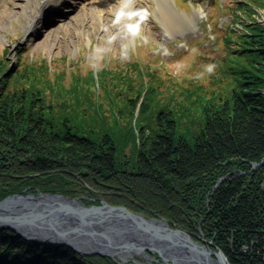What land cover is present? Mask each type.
<instances>
[{
  "label": "trees",
  "instance_id": "16d2710c",
  "mask_svg": "<svg viewBox=\"0 0 264 264\" xmlns=\"http://www.w3.org/2000/svg\"><path fill=\"white\" fill-rule=\"evenodd\" d=\"M245 6L248 17L254 7L264 8V0ZM243 27L226 31L215 87L191 83L185 93L170 95L159 90L157 76L136 64L116 85L102 65L98 77L93 70L81 75L23 65L25 48L20 67L13 69L5 49L0 201L25 191L97 206L100 196L110 205L164 219L219 249L229 264H264V25ZM107 95L112 123L133 145V163L104 128ZM159 97L169 100L160 104ZM87 102L102 130L96 121L95 127H79L77 113L68 112L85 115ZM122 111L129 119L125 124ZM0 264L123 263L35 244L0 227Z\"/></svg>",
  "mask_w": 264,
  "mask_h": 264
},
{
  "label": "rangeland",
  "instance_id": "374dc122",
  "mask_svg": "<svg viewBox=\"0 0 264 264\" xmlns=\"http://www.w3.org/2000/svg\"><path fill=\"white\" fill-rule=\"evenodd\" d=\"M24 1L0 0V56L5 49L8 50L6 58L11 68L20 67L19 53L25 48L23 65L27 62L36 69L48 67L54 72L76 71L81 75L93 70L96 76L102 65V68H109L114 76L110 80L117 85L121 78L118 76L136 64L140 70H150L157 76L156 84L161 85L159 90L167 95L185 93L184 89L192 84L215 87L217 82L212 81V77H220L217 73L226 55V31L243 32L244 23L264 25V8L254 7L248 17L243 14L249 0H162L161 6L157 5L158 0H129L133 10L126 15L116 4L118 0H67L56 14L48 16L47 25H35L30 30ZM215 60L216 65H212ZM159 98L160 104L169 100ZM112 102L108 95L104 98L107 106L104 128L113 136L117 146L123 148L121 153L125 158L133 163L136 158L131 153L134 149L131 140L125 138L127 132L121 133L112 123L109 111ZM83 110L85 115L80 113L82 111H68L77 113L79 127L89 129L95 127L96 122L100 125L101 120L91 112L94 109L88 102ZM121 120L122 124L129 121L124 111ZM102 126L103 123L98 129L102 130ZM125 158L120 157L121 161ZM128 170L135 169L130 166ZM99 199L110 205L103 197L99 196ZM136 214L166 222L158 216ZM185 233L194 242L206 245ZM146 255L147 258L114 259L123 264H171L158 255L149 252Z\"/></svg>",
  "mask_w": 264,
  "mask_h": 264
},
{
  "label": "water",
  "instance_id": "95a60500",
  "mask_svg": "<svg viewBox=\"0 0 264 264\" xmlns=\"http://www.w3.org/2000/svg\"><path fill=\"white\" fill-rule=\"evenodd\" d=\"M0 227L25 241L68 247L81 256L147 258L149 252L171 264H229L220 250L194 242L164 221L105 202L85 206L60 194L22 191L7 196L0 201Z\"/></svg>",
  "mask_w": 264,
  "mask_h": 264
},
{
  "label": "bare ground",
  "instance_id": "6f19581e",
  "mask_svg": "<svg viewBox=\"0 0 264 264\" xmlns=\"http://www.w3.org/2000/svg\"><path fill=\"white\" fill-rule=\"evenodd\" d=\"M162 0H158V6L162 5ZM116 4H119L122 9V13L124 15L126 14H131L133 10V6L129 4V0H118L116 1ZM61 5V0H25L24 1V10L28 14V23H27V28L30 30L33 28L35 17L37 16V12L44 7L46 8L44 11V16L49 15L53 13L55 10H58L59 6ZM86 6V5H84ZM62 17V16H58ZM63 18V17H62ZM48 22H46L47 25ZM45 25V23H44ZM99 256V255H97Z\"/></svg>",
  "mask_w": 264,
  "mask_h": 264
}]
</instances>
